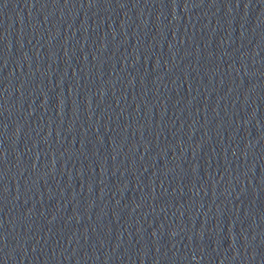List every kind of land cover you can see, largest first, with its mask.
<instances>
[{
  "label": "water",
  "instance_id": "obj_1",
  "mask_svg": "<svg viewBox=\"0 0 264 264\" xmlns=\"http://www.w3.org/2000/svg\"><path fill=\"white\" fill-rule=\"evenodd\" d=\"M201 0H0V264H78Z\"/></svg>",
  "mask_w": 264,
  "mask_h": 264
}]
</instances>
